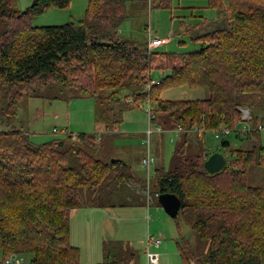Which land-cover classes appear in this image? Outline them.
Wrapping results in <instances>:
<instances>
[{
	"label": "trees",
	"instance_id": "obj_1",
	"mask_svg": "<svg viewBox=\"0 0 264 264\" xmlns=\"http://www.w3.org/2000/svg\"><path fill=\"white\" fill-rule=\"evenodd\" d=\"M202 1L217 19L183 30L200 43L199 50L147 54L119 33L126 19L123 0H87L81 20L49 27L31 22L50 9L69 8L71 0H33L21 12L0 0V263L18 253L30 264H80V251L70 243L71 211L130 203L123 190L128 192L131 180L145 189V173L142 178L122 160L99 158V134L82 133L75 140L65 134L35 144L14 127V109L23 99L93 98L107 131L141 105L150 107L152 122L163 130L182 129L170 168L153 169L151 179L155 176L159 195L180 200L179 213L207 243L201 259L188 257L177 244L183 264H264V182L248 185L252 167L262 168L264 176V116L255 119V128H263L259 147L231 150L218 173L204 170L203 152L186 153L194 126L233 130L244 108L238 99L264 94V0ZM167 3L161 0L157 7L167 9ZM152 71L168 74L150 84ZM183 87L206 88L209 97L161 99L165 91ZM81 189L105 200L82 206ZM123 263L104 242L99 264Z\"/></svg>",
	"mask_w": 264,
	"mask_h": 264
},
{
	"label": "rangeland",
	"instance_id": "obj_2",
	"mask_svg": "<svg viewBox=\"0 0 264 264\" xmlns=\"http://www.w3.org/2000/svg\"><path fill=\"white\" fill-rule=\"evenodd\" d=\"M125 1V0H124ZM159 0H127L126 19L120 27V35L129 38L135 42L141 50L146 48L147 35L151 33L153 38L171 39V45H162L153 52H191L200 49L198 41H191L189 35H178L177 25L180 21H186L190 24L198 23L204 18H211L215 11L206 8V2L202 0H171L172 10L161 9L157 7ZM33 0H6V8L11 11L21 12L32 4ZM180 2V3H179ZM87 0H71V5L65 10L50 9L43 14L35 17L31 24L33 27L60 26L70 22L76 23L84 15ZM190 8L193 9L191 15ZM145 42V43H146ZM183 42L182 45H178ZM168 73L161 74L152 71L150 79L152 84H156L162 77ZM209 97L206 88L189 89L186 87L176 88L165 91L161 99L170 100H202ZM1 101V93H0ZM245 110L250 113L251 119L247 122H241L238 129L245 126L252 132L245 136H239L237 132L229 135H219L214 131L195 133L190 131L186 138V153L198 154L203 152V156L208 157L214 153H220L227 159L230 158L231 150H251L258 148L263 141V131L255 129V119L264 116V94H246L238 99ZM16 120L14 127L27 134L31 142L43 144L54 139H62L65 134L78 135L82 133L99 134L97 149L99 158L102 160L117 159L122 160L131 169L133 174L139 177L144 176V172L139 167V161L145 155L147 147L144 140L147 138L148 118L146 106H138L129 109L123 113L122 124L118 127L110 128L108 131L97 119L95 110V101L93 98H83L68 100L61 98L49 100L48 98H29L23 99L14 109ZM151 122L150 128H154ZM218 131V130H216ZM180 134L159 133L150 136L151 153L156 162L155 166L160 167L159 173H165L170 168V159L174 149L181 143ZM172 139V141H171ZM227 141L229 146H222ZM207 157V158H208ZM262 168L252 167L248 174V185L251 187L261 186L264 182ZM129 190L124 191L130 203L121 202L123 206L116 205L113 208L104 205L101 209L109 215L130 211V219H124L119 222L120 231L112 239L107 235L108 228L103 230V241L110 243L111 246L121 255L126 264H147L145 250L147 249V238L161 237L159 249L150 247L158 253L161 250H170L177 252V244H180L188 257L201 259L207 250V243L198 239L191 230L189 221L184 214L179 213L175 219L169 218L158 204L155 193L157 192L155 176H152L150 193L152 202L149 206L141 187L129 181L126 186ZM123 192L118 199L123 198ZM82 206L95 205L100 202L99 197L93 196L86 189L79 191ZM107 200V199H106ZM106 204L108 202L106 201ZM118 204V203H116ZM130 207L132 210H123ZM112 209V210H111ZM132 211V212H131ZM77 213V212H76ZM76 213L72 217V232L70 235L71 245L77 247L83 240L88 244L93 241L99 245L101 240H96V225L85 226L81 228L77 222ZM123 214V213H122ZM126 217V216H125ZM105 221V220H104ZM105 223V222H104ZM117 222H115V225ZM105 228V224H103ZM84 233H90L92 236L84 240ZM87 235V234H86ZM124 238V239H121ZM98 242V243H97ZM134 253L133 257H130ZM94 255V254H93ZM101 256V253H100ZM143 256L142 261L140 257ZM145 257V258H144ZM163 261V260H162ZM179 264V262H178Z\"/></svg>",
	"mask_w": 264,
	"mask_h": 264
},
{
	"label": "crops",
	"instance_id": "obj_3",
	"mask_svg": "<svg viewBox=\"0 0 264 264\" xmlns=\"http://www.w3.org/2000/svg\"><path fill=\"white\" fill-rule=\"evenodd\" d=\"M125 1H127V0H125ZM160 1L161 0H159L158 3ZM167 4H168L167 9L172 10L173 9L172 1L168 0ZM193 9L194 8H190L191 15L193 14ZM211 11H213V10H211ZM204 19H206L205 20L206 23H212L213 21H215L217 19V13L214 12V14L211 16V18H204ZM200 21H204V20H200ZM180 23H182V24H180ZM188 25H190V23H187L186 21H180L177 25V34L178 35H180V34L184 35L183 30ZM180 26H182V28H180V30L178 31V28ZM170 40L171 39H165V41L163 42L162 45H171ZM145 42H146V39H145ZM145 42H144V44L146 45ZM182 44H183V42L178 43V45H182ZM160 47H158L157 49H159ZM169 134H176V133H169ZM180 139H181V137H180ZM171 141H172V139H171ZM139 167L142 171L140 161H139ZM157 167H159V166H155V168H157ZM135 174H139V173L135 172ZM142 178H143V173H142ZM123 210H132V208L127 207V208H123ZM75 213H76L77 222H78V224H80L81 228H83L85 226L87 228L89 226H93V225L97 226L96 227L97 237L95 239L101 240V243L99 245H97L94 241H93V244H88V243L84 242L83 240H81L79 242V245L77 247L80 248L79 249V251H80V264H99L102 261V244L104 243V241H103V230L108 228L107 235L111 236L112 239H114V237L118 235L117 231H120V229H121L120 226L118 225L119 222L123 221L124 219H130V221L132 219V218H130V211H122L123 214L122 213L113 214V215H109V218H107L108 213H104V211H102L101 209H98V208L84 207V208L75 209V210L71 211L70 235L72 232V217L74 216ZM115 222H117L116 225H115ZM103 224H105V228H103ZM86 234L84 233V237H83L84 240H88L89 238H91L90 236H92V234H90V233H86ZM92 238H93V236H92ZM121 239H124V238H121ZM159 248L160 247H158V249ZM153 252L156 253L154 250H153ZM100 253H101V256H100ZM156 254L158 255V262L154 263V264H178V262H179V264H183L182 258L180 256L179 252L177 253V252H171L170 250H168V251L161 250V252L159 251ZM133 256H134V253H132L130 257H133ZM140 258H141L140 261L144 260L143 256H141ZM123 264H126V263H123Z\"/></svg>",
	"mask_w": 264,
	"mask_h": 264
},
{
	"label": "built area",
	"instance_id": "obj_4",
	"mask_svg": "<svg viewBox=\"0 0 264 264\" xmlns=\"http://www.w3.org/2000/svg\"><path fill=\"white\" fill-rule=\"evenodd\" d=\"M164 41H165V39L153 38L151 36V33H148L147 42H146L147 54H151L154 50H156L158 47H160ZM150 84H152L151 81H150ZM146 113H147V118H148V128L146 131L147 138L144 140V144L146 145L147 150H146L145 155L141 158V166L144 170L145 181H146V186H145V189L143 190V194H144V197L146 200V204H147V206H149L153 200L152 195L150 193V180H151L153 167H154L155 162H156L154 156L151 153L150 136L154 133H156V134H159V133L181 134L182 129L178 128V129L172 130V131H165L161 127H159L155 124H154L155 125L154 128L151 129L150 124L153 120V115H152L150 107L148 105L146 106ZM250 119H251V117H250L249 111L245 110L244 108L241 109V122H247ZM241 122H239L233 130L227 129L225 127H220L218 129V131H214V132L218 133L219 135H224V136L229 135L230 133H233V132H237L239 134V136H245V135L249 134L250 132H252L250 128H246L245 126H242V128L238 129V126H239V124H241ZM255 129L258 131H260V130L263 131V128L260 125ZM191 131H194L195 133L206 132L204 130H200L197 126H194ZM72 139L75 140L76 135H73ZM158 196H159V194L156 192L155 197H157V199H158ZM161 242H162V240H161L160 236L157 238H153V237L149 236L147 238V241H146L147 249L145 250V255H146L148 264H154V263L158 262V255L154 252H151L149 248L150 247L158 248L159 245L161 244ZM0 264H30V260L28 257H26L24 255H21L18 253H12L9 256H7Z\"/></svg>",
	"mask_w": 264,
	"mask_h": 264
},
{
	"label": "water",
	"instance_id": "obj_5",
	"mask_svg": "<svg viewBox=\"0 0 264 264\" xmlns=\"http://www.w3.org/2000/svg\"><path fill=\"white\" fill-rule=\"evenodd\" d=\"M226 158L220 153L210 155L204 162V170L208 174H215L224 169L226 166ZM158 204L164 213L171 219H175L180 210V200L174 195L160 194L158 196Z\"/></svg>",
	"mask_w": 264,
	"mask_h": 264
}]
</instances>
